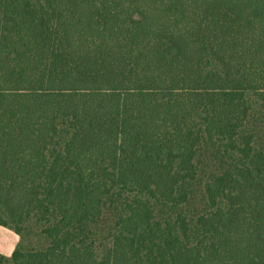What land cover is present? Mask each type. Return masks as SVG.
<instances>
[{"label": "trees", "instance_id": "trees-1", "mask_svg": "<svg viewBox=\"0 0 264 264\" xmlns=\"http://www.w3.org/2000/svg\"><path fill=\"white\" fill-rule=\"evenodd\" d=\"M0 225V264H264V0H0Z\"/></svg>", "mask_w": 264, "mask_h": 264}, {"label": "crops", "instance_id": "crops-1", "mask_svg": "<svg viewBox=\"0 0 264 264\" xmlns=\"http://www.w3.org/2000/svg\"><path fill=\"white\" fill-rule=\"evenodd\" d=\"M20 242V235L14 230L0 225V253L11 256Z\"/></svg>", "mask_w": 264, "mask_h": 264}, {"label": "rangeland", "instance_id": "rangeland-1", "mask_svg": "<svg viewBox=\"0 0 264 264\" xmlns=\"http://www.w3.org/2000/svg\"><path fill=\"white\" fill-rule=\"evenodd\" d=\"M29 237L31 238V240H29V241L26 242L27 247H29V246L32 247V246H34V245H36L38 243L37 240H36V237L37 236H35V235L32 234Z\"/></svg>", "mask_w": 264, "mask_h": 264}]
</instances>
